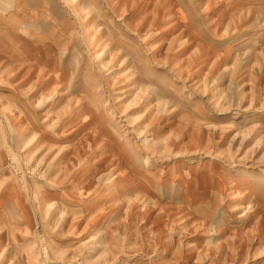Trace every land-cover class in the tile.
I'll return each mask as SVG.
<instances>
[{
    "label": "rangeland",
    "instance_id": "1",
    "mask_svg": "<svg viewBox=\"0 0 264 264\" xmlns=\"http://www.w3.org/2000/svg\"><path fill=\"white\" fill-rule=\"evenodd\" d=\"M0 187V264H264V0H0Z\"/></svg>",
    "mask_w": 264,
    "mask_h": 264
},
{
    "label": "crops",
    "instance_id": "2",
    "mask_svg": "<svg viewBox=\"0 0 264 264\" xmlns=\"http://www.w3.org/2000/svg\"><path fill=\"white\" fill-rule=\"evenodd\" d=\"M3 190L4 189L0 187V227H3V224L7 222V215H5V213H3V208L6 207L7 202L14 203L13 198L16 197V194H14L13 190L5 191V194H4ZM16 202H18V201H16ZM17 205H18V208H20L22 203L18 202ZM1 245H2V243H0V246Z\"/></svg>",
    "mask_w": 264,
    "mask_h": 264
}]
</instances>
